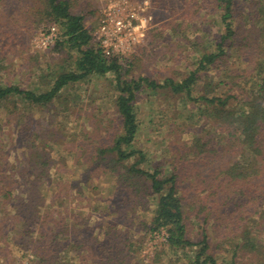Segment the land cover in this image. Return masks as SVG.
Here are the masks:
<instances>
[{
  "label": "trees",
  "instance_id": "obj_1",
  "mask_svg": "<svg viewBox=\"0 0 264 264\" xmlns=\"http://www.w3.org/2000/svg\"><path fill=\"white\" fill-rule=\"evenodd\" d=\"M0 1L4 29L10 18L20 23L29 17L24 0ZM38 1L42 16L31 15L27 27L55 22L61 33L51 48L64 60L45 70L38 63L42 72L30 85L0 80V252L9 245L31 250L38 264H59L60 249L67 256L74 247L87 264H145L133 263L141 245L131 240L135 226L145 233L164 230L151 264H264V0L197 1L193 12L212 9L220 33L211 49L196 50V66L185 76L162 81L131 77L122 56H105L68 0ZM108 73L117 127L107 115L94 121L91 111L85 113L90 128L66 136L57 128L34 133L22 121L20 109L69 106L62 95L68 88ZM161 91L175 99L174 107L190 108L174 119L186 121L184 127H165L172 155L149 163L135 144L137 106ZM72 165L77 184L68 202ZM108 174V215L92 221L98 210L88 197L73 204L84 188L96 194L92 181ZM192 218L200 227L194 235Z\"/></svg>",
  "mask_w": 264,
  "mask_h": 264
},
{
  "label": "rangeland",
  "instance_id": "obj_2",
  "mask_svg": "<svg viewBox=\"0 0 264 264\" xmlns=\"http://www.w3.org/2000/svg\"><path fill=\"white\" fill-rule=\"evenodd\" d=\"M68 1L70 2L71 12L80 14L83 17V22L93 37L92 43L96 44H98L96 39L98 27L108 15L124 16L129 10L135 13L133 24L144 25L135 30L137 41L132 48L120 55L123 57L125 73L131 77L142 75L150 80L161 81L168 76L176 80L180 79L185 76L189 69L196 66V50L200 49L202 45L211 49V44L220 33L218 27L220 23L215 21L213 16L215 12L213 13L212 9L208 10L207 13H204V10H199L198 13L193 12L195 3L200 0ZM24 2L26 6H30L29 12L24 13V16L29 15L28 18L20 21V23L10 18L9 23L5 24V29L3 20H1L4 17L0 19V80L22 81L30 85L42 72L38 63L45 70L47 65L53 64V62L58 65L61 64L64 58L51 48L60 36L59 26L52 21L42 22L30 31L27 26L32 24V16L35 18L42 16L39 7L43 4L38 0H24ZM4 6L1 5L0 1V10H4ZM9 8L15 12L14 7L9 5ZM48 35H51V38H47ZM25 42L26 47H22ZM15 43L20 47L18 51L11 49V45ZM35 55H37L36 60ZM113 78L114 76L112 77L108 73L102 77H91L77 82L62 94L63 97L68 99L69 106L61 103L52 109L42 107H32L31 110L27 111L26 109L25 111L20 109L19 113L23 114L24 117L22 121L26 122L32 129L30 131L34 133H39L35 132L36 128L46 134L57 128L62 130L61 134L66 136L70 130L78 131L82 129V126L89 129L88 116L85 113L91 111L89 113L94 114V121L99 120V118H95V116H98L97 114L107 115V118L110 119V125L117 127L116 121L118 120L114 115L111 104L112 97L115 94L113 82H111ZM169 96V92L161 91L158 94L143 98L137 106L141 128L135 144L139 148L145 149L149 163L151 161L159 163L161 160H167L170 157L168 155H172L169 148H167V131H165V127L170 126L178 130L180 129L178 124L184 127V123H186V121L181 123L182 120L174 122V119L180 116L181 110L188 114L186 108L189 109L190 107H183L181 102L178 108L174 107L176 103L174 104L172 101H175V99ZM192 121L190 120V122ZM163 132L165 133L163 134ZM51 146L52 150L56 148L52 143H50L49 148ZM70 168H72L74 174L71 175L70 179L73 187L71 185L67 186L69 195L65 201L72 200L73 195L70 193L75 192L74 185L77 184L75 167L72 165ZM184 173H186L185 170L182 174ZM92 184L98 185L97 188H100L99 190L96 189V192L94 191L96 194H93L92 191L90 193L89 189L84 188L83 196L77 197L73 205L75 207L81 206V198L88 197L90 203L89 201L87 203L98 210L92 221H99L102 214H104V217L105 214L108 215L103 206L106 198L112 199L113 178L111 174H108L93 180ZM95 195L98 197L96 201H94ZM145 214L148 217V213ZM109 216L112 218V215ZM134 220L141 222L142 218H135ZM92 221L89 222L90 225ZM191 221V229L194 228L191 233L194 235L200 230L199 222L196 218H192ZM130 233L133 234L131 240L140 239L141 241L137 252L138 257L133 263L141 261L145 264H151L156 251L163 245L164 230L145 233L144 231H137L136 227L132 226ZM3 247L5 250L0 252V264H38V256H35L31 250L18 251L9 245H3ZM62 249H60L59 253L61 252V254L59 255H62L64 259L59 260L57 258L56 263L87 264L78 248L72 247L67 256L63 254ZM39 264H47V262L40 261Z\"/></svg>",
  "mask_w": 264,
  "mask_h": 264
},
{
  "label": "built area",
  "instance_id": "obj_3",
  "mask_svg": "<svg viewBox=\"0 0 264 264\" xmlns=\"http://www.w3.org/2000/svg\"><path fill=\"white\" fill-rule=\"evenodd\" d=\"M135 13L132 10L123 15H108L97 30V43L105 56H120L132 48L137 41L135 30L144 24H133ZM47 38H51L48 35Z\"/></svg>",
  "mask_w": 264,
  "mask_h": 264
}]
</instances>
